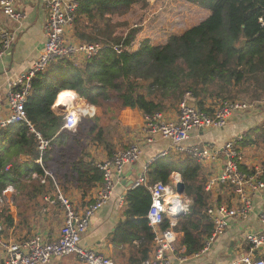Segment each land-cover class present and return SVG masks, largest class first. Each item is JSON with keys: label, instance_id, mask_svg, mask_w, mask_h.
<instances>
[{"label": "trees", "instance_id": "trees-1", "mask_svg": "<svg viewBox=\"0 0 264 264\" xmlns=\"http://www.w3.org/2000/svg\"><path fill=\"white\" fill-rule=\"evenodd\" d=\"M187 1L207 10L209 16L183 34L170 37L164 45L143 42L136 51H127L140 29L123 36L116 33L110 19L134 5H145L146 0H76L75 37L102 48L80 66L68 59L56 60L32 79L24 110L32 129L48 146L40 153L38 139L23 125H10L0 132V199L11 186L26 201L27 210L33 212L53 186L49 178L44 184L31 180V173L39 178L49 171L55 181L84 190L101 183L95 163L81 156H86L84 151L91 143L108 144L112 150L103 132L107 125L103 118L113 121L116 117L111 106L105 109L109 102L117 103V113L128 109L152 115L175 108L186 92L191 93L200 109L218 100H264V25L259 21H264V0ZM113 47H119L120 52ZM64 88L75 90L88 105L103 109L104 116L81 120L74 132L64 130L63 117L51 107ZM258 131L255 138L264 144V128ZM240 143L249 144L251 140ZM20 156L29 160L20 162ZM172 174L181 178L189 201L188 213L178 219L173 231L182 234L181 246L190 255L201 249L212 230L205 215V178L195 161L169 154L149 165L147 178L150 185H167ZM124 204V220L116 229L114 241H140L145 261L152 241L145 219L150 205L148 190L143 186L130 189ZM10 212L7 206H0L3 233L14 227ZM167 228L164 219L161 229ZM255 259L264 260V256Z\"/></svg>", "mask_w": 264, "mask_h": 264}, {"label": "built area", "instance_id": "built-area-1", "mask_svg": "<svg viewBox=\"0 0 264 264\" xmlns=\"http://www.w3.org/2000/svg\"><path fill=\"white\" fill-rule=\"evenodd\" d=\"M21 1L0 0L2 15L16 23L24 21L25 14L17 9V4ZM77 6L76 1L46 0L44 49L28 72L8 83L5 97L6 112L3 111L0 103V132L15 124L28 127L39 141L40 153L45 151L48 142L42 140L40 135L32 129L24 110L26 100L31 94L32 79L36 74L44 72L47 66L56 60L73 61L79 57L87 60L95 57L102 48L97 44L75 42L69 37L68 31H73ZM259 21L261 25H264L263 19ZM14 43L15 36L0 25V59L12 49ZM113 50L116 53L120 52L119 47H113ZM252 108H254L252 104L241 100H218L200 109L191 93L186 92L176 106L177 114L174 119H167L163 112L152 115L143 114L141 132L145 144H151L159 139L167 141L170 145L169 150L164 151L159 157H164L172 151L175 155L188 157L199 164L223 159L221 170L210 177L205 190L222 187L224 191L230 193L232 196L230 200L233 203L231 206L225 203L215 208L205 209V215L212 224V230L204 238L199 254L207 253L215 240L223 235L229 219L248 220L253 211L252 196L264 191V166L247 171L242 169L243 157L237 146L241 137L215 148L190 146L186 142L190 140L191 133L199 135L210 129H222L236 113H247ZM66 111L67 107L64 109L63 118ZM62 128L74 132L77 125L75 130ZM140 155L139 146L131 144L123 149L115 150L107 160L95 163V167L102 176L101 186L94 199L82 209L78 210L72 200L55 186V194L44 199L47 206L58 207L62 212V224L52 241H43L36 236L18 242L7 241L3 237L0 225V252L3 255L1 264H48L53 259L65 256H74L79 264H114L109 258L99 253L81 248L80 241L97 212L109 203L114 188L123 177L126 167L138 162ZM37 162L41 165L40 160ZM148 167L149 163L139 170L131 185V189L145 187L150 195V205L145 219L153 237V258L141 264H172L170 259L177 251L173 233L176 222L174 216L177 217L179 213L181 216L186 215L188 203H184L180 197L168 202L169 195L176 196L172 192V185H165L162 182L148 184ZM44 173L50 176L49 173ZM173 187H175L174 183ZM164 219L168 221L169 228L162 230L161 225ZM260 222L264 225V211L260 214ZM247 239L252 250L264 244V237L256 234H249ZM175 260L182 263L184 258L178 256ZM230 264H264V261H255L249 256Z\"/></svg>", "mask_w": 264, "mask_h": 264}, {"label": "crops", "instance_id": "crops-1", "mask_svg": "<svg viewBox=\"0 0 264 264\" xmlns=\"http://www.w3.org/2000/svg\"><path fill=\"white\" fill-rule=\"evenodd\" d=\"M17 9L23 12L26 16L25 20L21 23L8 20L0 11V25L15 36V43L12 49L0 59V103L2 104L4 112L7 111L5 97L8 91V83L30 70L32 64L41 55L46 43L44 36V26L47 21L46 0H22L21 2H18ZM68 35L73 41H78L74 35V30H69ZM78 42L83 43L81 41ZM85 60L86 59L83 57H79L74 59L73 62L80 66ZM86 105L88 104L86 103ZM94 108V113H96L98 108ZM64 109L65 108L58 106L56 109L52 108V111L56 115L63 117ZM123 111L125 112L126 110ZM127 111L131 113V110L127 109ZM133 112H136L137 114V122H134L132 120L133 118H131L129 122H122L120 125L127 127L131 124L135 126V129L133 130V128L130 127L127 136L124 137L120 144L122 142L137 144L141 151L140 158L138 162L126 167L123 177L114 188L109 203L97 212L91 220L87 232L82 235L80 241L81 248L99 253L100 255L109 258L114 264H141V262H143L141 254L144 247L141 245L140 241L134 240L130 243L122 244L114 241V235L116 229L124 220V198L126 193L131 189V185L133 184L137 173L144 165L148 163L150 165L155 159L159 158L160 154L169 150L170 146L167 141L159 139L151 144H145L141 132L143 114L138 111ZM98 114L99 113H97V115ZM163 114L167 119H174L177 114V109L175 107L169 112L164 111ZM114 125L115 124H112V126ZM262 128H264V118L257 109L252 108L247 113H236L222 129H210L199 135H196L194 132L191 133L190 140H188L186 144L202 148H215L221 147L225 143L236 140L239 137L242 138L241 141L243 139L246 142L251 140V143L249 144H241V141L237 143L243 157L242 169L247 171L256 167L264 166V144L261 143V140L255 138L259 133L258 130ZM109 143V148L111 147L112 149L111 151L107 148L108 144L91 143L84 151L86 156L82 155L81 157L86 161H92L94 163L105 161L115 150H117L114 147L120 145L117 144L115 140L112 142L109 141ZM168 154L180 158L185 157L175 155L172 151ZM27 160L29 159L26 157H19L20 162H26ZM36 163L38 164L37 161ZM197 164L201 166L205 178L204 188H206L210 177L215 176L221 170L223 159L220 158L204 164ZM44 172L49 173L50 176H46L45 173L39 178L35 173H31L30 175L31 180L38 179L40 184H44L49 178L52 181L53 186L52 189L43 196L40 206L36 207L33 212L29 211V209L27 210L28 205L26 201L22 199V196L15 188L8 186L2 192L0 206H7L11 209L10 215L14 223L13 228H10L3 233V237L7 241L12 240L18 242L35 236L43 241H52L55 238L62 224V212L58 207L53 208L47 206L44 201L45 197L53 196L55 194V186H60L59 188H61L62 193L72 200L78 210L84 208L94 199L96 192L101 186V183H99L95 184L88 190H84L72 183L56 182L53 179L51 172ZM179 178L178 174H172L170 176L169 184L167 185H172V189L174 190L175 187H173V183L175 182L177 184ZM205 192L208 194L206 208H215L225 203L231 206L233 203L230 200V198H232L230 193L224 191L222 187H213L210 191L205 190ZM179 197L184 203L187 202L189 204L186 196L183 195ZM252 203L253 211L248 220L238 221L235 219H229L226 231L222 236L215 240L207 253L199 254V250L196 252L197 256H195L196 253L187 255L185 253V248L181 246L182 234L173 231L177 251L176 254L171 257V263L230 264L249 256L255 261H264L262 259H255L256 256H264V244L257 249L252 250L247 239L249 234H256L257 236L264 237V225L260 222V214L264 211V191L254 194L252 196ZM17 211L19 212V216L17 215ZM152 243L153 242L151 241L149 246L150 251L148 252L146 260H151L153 258ZM2 256L3 255L0 252V264ZM178 256L184 258L182 263L175 260ZM48 264H79V262L74 256H65L53 259Z\"/></svg>", "mask_w": 264, "mask_h": 264}, {"label": "rangeland", "instance_id": "rangeland-1", "mask_svg": "<svg viewBox=\"0 0 264 264\" xmlns=\"http://www.w3.org/2000/svg\"><path fill=\"white\" fill-rule=\"evenodd\" d=\"M208 16L209 12L207 10L198 8L187 0H146L145 5H134L124 14L111 17L110 21L111 25L115 26L116 33L123 36L132 29H140L134 43L131 45L130 49H128V51H136L143 42H148L151 46L164 45L170 37L183 34L185 31L204 21ZM239 100L252 104L254 109H257L264 118V100L251 102L248 98L244 97L239 98ZM116 104L115 101L106 104L107 107H105V109L111 106L116 113V117L113 121H107V118H103L105 120L104 122L107 124L103 127V132L107 142L115 140L117 144H120L124 137L127 136L130 127H132L133 130L135 129V126L131 124L127 127L121 126L120 124H122V122H129L131 118H133L132 120L134 122H137V114L133 111L129 113L127 110L117 113L118 108ZM106 105L104 104V106ZM170 110H172V108L166 109L165 111L169 112ZM97 113L99 114L97 115ZM103 116V109L98 108L97 112L94 113L92 117L82 116L78 124L84 119L93 120ZM109 123L115 125L112 126L109 125ZM128 145L131 144H129V142H122L114 148L123 149ZM59 189L61 190V188Z\"/></svg>", "mask_w": 264, "mask_h": 264}, {"label": "clouds", "instance_id": "clouds-1", "mask_svg": "<svg viewBox=\"0 0 264 264\" xmlns=\"http://www.w3.org/2000/svg\"><path fill=\"white\" fill-rule=\"evenodd\" d=\"M61 105L67 107L66 114L63 118V127L71 130H75V127L82 116L91 117L95 112V108L86 105L84 99L80 97L77 92L71 88L61 89L53 100L51 107L53 109H56L58 106ZM157 207H159L158 204Z\"/></svg>", "mask_w": 264, "mask_h": 264}, {"label": "water", "instance_id": "water-1", "mask_svg": "<svg viewBox=\"0 0 264 264\" xmlns=\"http://www.w3.org/2000/svg\"><path fill=\"white\" fill-rule=\"evenodd\" d=\"M175 193L179 196L184 195V184L181 181V178L179 179V182L175 186ZM181 215V213L178 214L176 218H178Z\"/></svg>", "mask_w": 264, "mask_h": 264}, {"label": "bare ground", "instance_id": "bare-ground-1", "mask_svg": "<svg viewBox=\"0 0 264 264\" xmlns=\"http://www.w3.org/2000/svg\"><path fill=\"white\" fill-rule=\"evenodd\" d=\"M63 106H64V105H61L60 107L64 108ZM65 108H66V107H65ZM15 125H20V124H15ZM174 179H175V178H174ZM179 179H180V178H179ZM174 184H175V186H176V183H175V182H174ZM172 192L175 193V188H174V190L172 189ZM175 194H176V193H175ZM176 198L179 199V195H177V194H176V196H174V195H172V196L169 195V196H168V200H169L168 202H170V200L172 201V200H174V199H176ZM168 204H169V203H168ZM180 217H181V215H180L178 218H180ZM175 218H176V216H174V219H175ZM178 218H176V221L178 220ZM146 223H147V221H146ZM175 223H177V222H175Z\"/></svg>", "mask_w": 264, "mask_h": 264}]
</instances>
